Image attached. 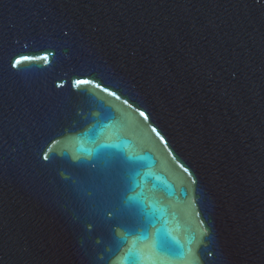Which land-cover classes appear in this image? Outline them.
I'll use <instances>...</instances> for the list:
<instances>
[{"label":"water","instance_id":"95a60500","mask_svg":"<svg viewBox=\"0 0 264 264\" xmlns=\"http://www.w3.org/2000/svg\"><path fill=\"white\" fill-rule=\"evenodd\" d=\"M0 264H264V0H0Z\"/></svg>","mask_w":264,"mask_h":264},{"label":"snow or ice","instance_id":"6c2138e0","mask_svg":"<svg viewBox=\"0 0 264 264\" xmlns=\"http://www.w3.org/2000/svg\"><path fill=\"white\" fill-rule=\"evenodd\" d=\"M260 2H262V0H257V3H260ZM22 59H29V58H28V57H23ZM45 59H47V57H45ZM20 62H21V59H16V60H14V61L11 63V67L15 68ZM88 82H89V81L86 80V79H78V80L76 81L77 84H86V83H88ZM57 87H59V85H57ZM110 94H111V95H116L115 92H112V93H110ZM125 102L127 103V101H125ZM140 115L144 116L145 113H144L143 111H141ZM153 131H156V129L153 128ZM157 134L159 135V133H157ZM161 139H163V137H161ZM48 159H49V157H48L47 153H44V154H43V160L47 161ZM184 171L187 172L188 169H187V168H184ZM193 183H195V180H193ZM114 196H115L116 199H120V198H122V192H121L120 188L117 189V191L115 192ZM127 255H128V256H133V255H135V256L138 258V254L133 253L131 250L129 251V253H128Z\"/></svg>","mask_w":264,"mask_h":264}]
</instances>
